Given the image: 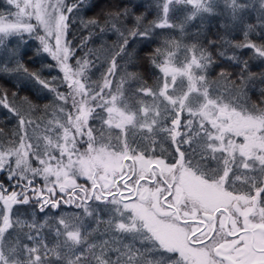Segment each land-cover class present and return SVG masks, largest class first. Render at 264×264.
<instances>
[{"label": "snow or ice", "instance_id": "1", "mask_svg": "<svg viewBox=\"0 0 264 264\" xmlns=\"http://www.w3.org/2000/svg\"><path fill=\"white\" fill-rule=\"evenodd\" d=\"M257 2L264 28V0ZM221 3L231 22L222 28L242 24V13L254 6L157 0V17L147 24L141 13L125 27L128 8L82 20L85 28L117 34L102 49L101 80L91 81L100 58L90 59L91 50L76 56L86 39H68L71 18L86 0H5L0 78L34 81L53 100L44 106L51 117L35 119L40 108L27 96L14 91L9 99L0 90V108L17 120L11 137L0 132V175L7 174V185L0 181V264H264V99L251 104L245 95L244 85L255 79L247 60L225 51L214 57L216 40H201L206 16L217 15ZM176 4L186 12L179 23L169 19ZM255 27L247 24L246 42L231 47L264 60V43L248 39ZM164 28L180 36L148 54L162 74L148 86L119 62L137 58L128 50L137 38L150 40ZM31 40L54 65L26 66L20 47ZM220 58L241 67L238 80L224 67L209 79ZM44 67L62 79L44 77ZM130 82L138 85L131 95Z\"/></svg>", "mask_w": 264, "mask_h": 264}, {"label": "trees", "instance_id": "2", "mask_svg": "<svg viewBox=\"0 0 264 264\" xmlns=\"http://www.w3.org/2000/svg\"><path fill=\"white\" fill-rule=\"evenodd\" d=\"M68 3H74L75 0H67ZM246 3H252L254 6L246 9L242 13L243 23L235 26H229L228 28H222L221 24L230 25V19L227 15L224 14L223 4L216 9L217 15L206 16L204 23V32L201 40L207 46V40H216L217 47L212 48L211 51L215 56H217L219 51H225L228 56H231L233 52L239 56L241 61H248V73L252 74L255 79L251 82L244 85L245 95L248 98L251 104H255L264 97H261V92L264 91V60H261L258 57H255L250 49H234L231 47V44L245 43L244 31L246 30L247 24H252L255 29L249 32L248 39L255 41L256 43H264V28L259 27V4L257 0H243ZM157 0H86V4L81 7L77 14L71 19L74 20V23L70 22V34L68 36L69 40L73 41L74 45H80L82 41L86 39V46L78 48L76 55L84 57L86 53H89L91 50L90 59L96 60L97 57L100 59L97 60V68L92 69L89 73L91 81H100L101 73L104 69L99 68V64L104 59V53L102 49L107 46L111 47L117 41V34L111 30L105 31L103 34L100 33L99 28H92L91 26L85 28L81 21H87L94 18H100L103 13L109 10H123L128 8L132 10V15L127 17L124 21V26L131 28L134 24V18L136 15L141 13H147L145 24L156 19L158 11L156 8ZM8 6L5 4V0H0V12L6 11ZM186 14L185 7L180 4L173 5V10L169 14L170 22L179 23L180 20ZM199 21H196L195 24L199 25ZM101 24L103 20L101 19ZM195 31L193 26H190L188 32L191 33ZM91 34V35H90ZM180 33L178 30L174 29H155L154 34L150 40L142 41L137 38V41L131 44V47L128 49L129 52L138 53V56L135 60L129 62L127 58L120 60L121 70H127L129 72L137 73L141 78L142 82H146L148 86H153L158 77L162 76L158 69L154 68L149 60L147 59L148 54L152 49L159 46L165 39L179 37ZM221 37L227 39L230 44H223ZM206 38V39H205ZM27 39V37H26ZM16 40L13 39L12 43L9 45L10 48L16 47ZM184 43H192L188 37H184ZM38 47V41L31 40L26 46L21 45L20 51L23 54V60L26 63V66L32 70H39L48 63L55 64V61L47 53H41L40 55L36 54V48ZM183 49L177 51V59L183 61L184 59ZM3 56L0 55V59ZM73 63V61H71ZM74 64V63H73ZM219 67L210 70L209 79L215 81L217 79V73L220 71V67L227 68L230 73L233 75V79L238 80L239 73L241 72V67L235 65L230 60H225L220 58L218 60ZM42 75L46 78L51 76H59L62 79V73H58L55 69L49 73L48 69L44 67ZM120 77L117 76L116 80L119 81ZM138 85L134 82H130L125 85L129 89V95L131 91H134ZM63 87V86H62ZM61 87V88H62ZM219 87L221 90L225 87V82L220 81ZM0 90H6L9 95V99L12 97L14 91L18 92L19 97L27 96L35 105L40 108V111L35 114V119H47L51 117L52 109L49 108L48 115L45 116L44 106L50 105L53 97L52 94L47 93L46 91H41L40 86L36 85L34 81L20 80L15 77H3L0 78ZM99 111V110H98ZM94 127H99V121L91 122ZM17 127L16 118L12 117L7 110L0 108V132H2L3 137H11L14 130ZM6 173L0 175L1 181H7L5 179ZM38 183H41L37 180ZM66 211H74L71 208H65Z\"/></svg>", "mask_w": 264, "mask_h": 264}, {"label": "rangeland", "instance_id": "3", "mask_svg": "<svg viewBox=\"0 0 264 264\" xmlns=\"http://www.w3.org/2000/svg\"><path fill=\"white\" fill-rule=\"evenodd\" d=\"M33 23H35V21H32ZM76 56H78V57H81V56H79V55H76ZM72 63V62H71ZM73 63H75V61H73ZM61 90L62 91H67V88H66V86H63L62 88H61ZM87 138L85 137V140H86ZM84 147H86V145H84ZM82 150H83V148H82ZM37 180H39V178H37ZM0 181H1V179H0ZM40 181V180H39ZM41 183H42V181H40ZM79 183H85V181H84V179L83 178H81L80 180H79Z\"/></svg>", "mask_w": 264, "mask_h": 264}]
</instances>
